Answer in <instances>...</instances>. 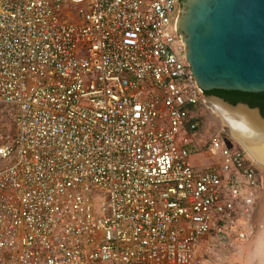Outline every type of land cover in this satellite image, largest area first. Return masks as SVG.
<instances>
[{"label": "built area", "instance_id": "obj_1", "mask_svg": "<svg viewBox=\"0 0 264 264\" xmlns=\"http://www.w3.org/2000/svg\"><path fill=\"white\" fill-rule=\"evenodd\" d=\"M76 10V12H75ZM179 0H0V264H192L257 214L260 169L208 110L176 29ZM194 128V125H191ZM8 161V164L3 162Z\"/></svg>", "mask_w": 264, "mask_h": 264}, {"label": "water", "instance_id": "obj_2", "mask_svg": "<svg viewBox=\"0 0 264 264\" xmlns=\"http://www.w3.org/2000/svg\"><path fill=\"white\" fill-rule=\"evenodd\" d=\"M179 1L176 29L199 88L264 92V0Z\"/></svg>", "mask_w": 264, "mask_h": 264}, {"label": "rangeland", "instance_id": "obj_3", "mask_svg": "<svg viewBox=\"0 0 264 264\" xmlns=\"http://www.w3.org/2000/svg\"><path fill=\"white\" fill-rule=\"evenodd\" d=\"M209 112L214 120H209L207 128H209V132H212L213 124L217 122L220 126L223 121L215 111L209 110ZM13 114L10 104L0 102L1 143L8 141L13 135ZM228 128L232 134L230 127ZM232 137L234 138L233 134ZM213 159L214 157L206 152L190 150V162L196 171H201L212 165ZM3 164H8V161L3 162ZM259 169L261 190L258 210L248 229L245 230L248 237H239L240 229L238 226L228 228L220 235L207 236L195 246L192 264H264V168Z\"/></svg>", "mask_w": 264, "mask_h": 264}, {"label": "bare ground", "instance_id": "obj_4", "mask_svg": "<svg viewBox=\"0 0 264 264\" xmlns=\"http://www.w3.org/2000/svg\"><path fill=\"white\" fill-rule=\"evenodd\" d=\"M208 106L230 127L234 140L247 152L259 168H264V119L257 111L243 105L229 106L216 98H208Z\"/></svg>", "mask_w": 264, "mask_h": 264}, {"label": "trees", "instance_id": "obj_5", "mask_svg": "<svg viewBox=\"0 0 264 264\" xmlns=\"http://www.w3.org/2000/svg\"><path fill=\"white\" fill-rule=\"evenodd\" d=\"M205 94L220 97L232 105L240 102L247 104L250 108H258L261 116L264 117V92L252 93L238 90L212 89L205 91ZM188 110L189 116L186 120L185 128L192 136V148L198 152H206L210 138L219 130V125L215 122L212 128L213 131L209 132L207 123L210 119H214L209 110L203 105H191ZM191 125H194V128Z\"/></svg>", "mask_w": 264, "mask_h": 264}, {"label": "flooded vegetation", "instance_id": "obj_6", "mask_svg": "<svg viewBox=\"0 0 264 264\" xmlns=\"http://www.w3.org/2000/svg\"><path fill=\"white\" fill-rule=\"evenodd\" d=\"M184 1V0H183ZM182 7H183V4H182ZM217 97V96H216ZM220 98V97H219ZM220 99H222V98H220ZM225 101V100H224ZM260 112V111H259Z\"/></svg>", "mask_w": 264, "mask_h": 264}]
</instances>
